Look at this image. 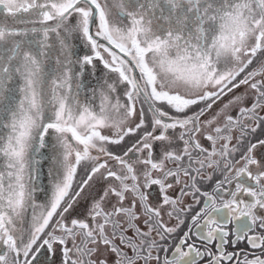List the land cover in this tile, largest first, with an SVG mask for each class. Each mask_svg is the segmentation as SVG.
Wrapping results in <instances>:
<instances>
[{"label":"snow or ice","instance_id":"snow-or-ice-1","mask_svg":"<svg viewBox=\"0 0 264 264\" xmlns=\"http://www.w3.org/2000/svg\"><path fill=\"white\" fill-rule=\"evenodd\" d=\"M0 264H264V0H0Z\"/></svg>","mask_w":264,"mask_h":264},{"label":"rangeland","instance_id":"rangeland-1","mask_svg":"<svg viewBox=\"0 0 264 264\" xmlns=\"http://www.w3.org/2000/svg\"><path fill=\"white\" fill-rule=\"evenodd\" d=\"M44 170L45 171L47 170V163H45V165H44Z\"/></svg>","mask_w":264,"mask_h":264}]
</instances>
